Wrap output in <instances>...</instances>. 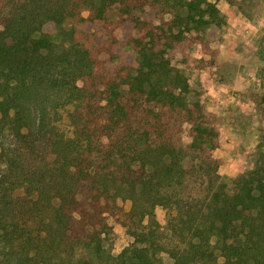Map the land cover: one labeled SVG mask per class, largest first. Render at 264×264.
Here are the masks:
<instances>
[{"label":"trees","instance_id":"1","mask_svg":"<svg viewBox=\"0 0 264 264\" xmlns=\"http://www.w3.org/2000/svg\"><path fill=\"white\" fill-rule=\"evenodd\" d=\"M225 24L212 0H0V264H264V126L229 183L179 66Z\"/></svg>","mask_w":264,"mask_h":264},{"label":"rangeland","instance_id":"2","mask_svg":"<svg viewBox=\"0 0 264 264\" xmlns=\"http://www.w3.org/2000/svg\"><path fill=\"white\" fill-rule=\"evenodd\" d=\"M212 1L226 20L220 37L213 42L215 63L199 68V59H208L210 55L194 46L189 51L188 65L179 66L190 81L189 97L205 104L210 120L219 129L215 155L220 174L230 183L254 166L264 126L256 104L264 84V0ZM60 114L58 126L67 136H72L68 112L62 110ZM122 205L129 210L131 201L125 200ZM156 215L167 232V210L157 207ZM108 221L113 229L104 235V244L110 252L118 254L134 238L114 216H109Z\"/></svg>","mask_w":264,"mask_h":264}]
</instances>
